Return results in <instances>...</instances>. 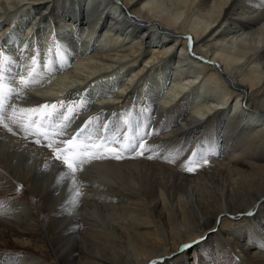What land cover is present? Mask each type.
Instances as JSON below:
<instances>
[{"label": "bare ground", "instance_id": "6f19581e", "mask_svg": "<svg viewBox=\"0 0 264 264\" xmlns=\"http://www.w3.org/2000/svg\"><path fill=\"white\" fill-rule=\"evenodd\" d=\"M163 1L0 0L5 38L27 21L29 30L45 22V39L56 27L50 22L67 32L81 23L82 43L97 47L86 58L89 72L70 74L85 77L34 87L28 106L83 95L91 103L72 128L97 115L120 124L131 111L159 155L86 166L73 208L72 184L57 183L66 169L44 149L0 134V264H264V0ZM173 67L174 76L188 72L150 100L142 87L156 84L155 74L161 84ZM119 76L125 83L109 99L89 97L92 85L103 91ZM206 83L220 88L219 101L189 102ZM197 146L209 149L208 163L182 170ZM177 151L176 163L165 161Z\"/></svg>", "mask_w": 264, "mask_h": 264}, {"label": "snow or ice", "instance_id": "6c2138e0", "mask_svg": "<svg viewBox=\"0 0 264 264\" xmlns=\"http://www.w3.org/2000/svg\"><path fill=\"white\" fill-rule=\"evenodd\" d=\"M187 39L191 51V38ZM23 51L20 49L21 53ZM67 55L60 45H56L55 60L50 55L41 59L39 51H36L28 63L21 65L0 48V131L12 136H16L18 132L23 133V139L32 137L34 144L47 148L52 154L51 159L58 161L62 169H66L61 171L57 183L65 179L70 181L72 187L69 189V202L73 208H77L83 195L81 188L84 186L77 177L79 173L86 171V166L97 160L120 161L129 157L151 160L159 158V155L146 140L153 133L145 131L146 124L133 121L131 111L124 114L120 124L102 122V118L97 115L88 117L69 131L91 103L83 95L78 94L75 99L65 96L58 101L28 106V93L47 75H54L63 69L67 65ZM148 111L147 107H142L141 116ZM208 151L209 149L200 151L198 146L179 166L184 171H196L201 163H208L205 158ZM179 155L178 151L170 152L164 159L168 163H176ZM5 214V202L0 201V216ZM195 243L199 241H193ZM193 244H184L181 250L191 248ZM3 264L17 262L9 258Z\"/></svg>", "mask_w": 264, "mask_h": 264}, {"label": "rangeland", "instance_id": "374dc122", "mask_svg": "<svg viewBox=\"0 0 264 264\" xmlns=\"http://www.w3.org/2000/svg\"><path fill=\"white\" fill-rule=\"evenodd\" d=\"M163 1V0H162ZM169 1V2H168ZM176 0H164L163 2L164 3H166L167 5L168 4H170L171 2H175ZM104 7V6H103ZM21 13H19L18 15H20ZM17 15V16H18ZM21 19V18H20ZM5 24H6V22H2L1 23V25H0V29H2L3 27H5ZM228 26L227 25H224L223 26V29H221L220 31H223L225 28H227ZM29 28L30 27H28V29H27V31L28 32H30L31 30H29ZM31 29V28H30ZM152 30H154V32L155 33H153V35H154V39H155V41L158 39L157 37H158V34L160 33L159 31H157V29L156 28H154V29H152ZM157 36V37H156ZM154 41V42H155ZM111 43V42H110ZM147 50L148 49H143L142 50V52H144V54H145V51L147 52ZM186 51H188V48H185L184 49V52H186ZM145 56V55H144ZM86 58H87V55H80V56H78L77 58H76V60H74L73 61V63H72V65H71V68H69V69H64L62 72H58V73H55L54 75H49L47 78H46V80H45V85L46 86H48L49 87V89H52L53 87H55L56 86V84L58 83V86H57V88H59V87H63L62 85H63V83L64 84H66L67 82H69V83H71V81L73 82V80H75L74 78H77V76H78V78H82V77H85L84 75H74V78H70V74H71V72L73 73V74H76V71L77 70H79V69H85V71L86 70H88V68H87V65H85L86 64V62H88V61H86ZM182 57H180V59H181ZM77 60H80L79 62L77 61ZM82 62V63H81ZM123 62H125V61H123ZM75 64H77V66L75 65ZM90 64H93V63H90ZM76 66V67H75ZM86 66V67H85ZM91 68V67H90ZM175 67H173L172 69H170L168 72H167V75H168V77L169 76H171V78H172V81H169L168 83L170 84L171 83V85H173V81L176 79V77H179L180 76V78L182 77V76H184V73L185 72H188V71H184V70H186V68H183L184 70L181 72V70H180V72L178 73L179 74V76L177 75V76H174V69ZM87 72H89V70L87 71ZM119 73H121V72H119ZM180 73H181V75H180ZM96 74H98V73H96ZM114 74H115V72H114ZM116 74H118V73H116ZM183 74V75H182ZM164 74H162L161 76H163ZM76 76V77H75ZM51 77V78H50ZM65 77V79L63 80V78ZM73 77V76H72ZM92 77V76H91ZM114 77V76H113ZM107 78H109V77H107ZM123 79V80H125V77H120L119 76V79ZM127 78V77H126ZM161 78V77H160ZM160 78H159V76L157 75V74H155L154 75V79H157L156 80V84H154L153 85V83H151V81H148L147 82V86H149V96H151L152 98H153V96L154 95H152L153 93V91H154V89H157L158 90V85L160 84L159 83V80H160ZM174 78V79H173ZM71 81H70V80ZM101 79H103V78H101ZM167 79V78H166ZM116 80H118V79H116ZM116 80H114V81H116ZM58 81V82H57ZM81 81V80H80ZM103 81V80H102ZM101 81V82H102ZM63 82V83H62ZM199 82V80H197V83ZM48 83V84H47ZM68 83V84H69ZM114 83L115 82H113V84L109 87V88H106V89H104L103 91H105V90H107V91H109V90H111V88H112V86L114 85ZM123 83H125V81H123ZM122 83V84H123ZM141 84H142V82H140ZM139 83V85H141ZM197 83H195V84H197ZM103 84V83H102ZM122 84H121V86H122ZM129 85H130V83L128 84V85H125V89L127 88V86L129 87ZM139 85H137L136 87H135V89H136V91H138V89L140 90V88H139ZM213 84H208V83H206L204 86H202V85H198V87H195L194 88V90L191 92V93H189L190 94V100H189V102H196V104H197V102L200 104V106H203L205 103H215V102H218L219 101V98H220V88L219 87H217L218 89H216L215 87H214V85L212 86ZM66 86V85H65ZM152 87H154V88H152ZM118 90H120V88L121 87H119V85H118ZM151 88V89H150ZM169 89V88H168ZM197 89V90H196ZM200 89V90H199ZM202 89V90H201ZM211 89V90H210ZM216 89V90H215ZM215 90V91H214ZM219 90V91H218ZM205 91V92H204ZM201 92V93H200ZM113 93H115V92H113ZM138 93H139V91H138ZM151 94V95H150ZM114 95V94H113ZM218 95V96H217ZM108 96V95H107ZM107 96H105V97H107ZM110 96H112V95H110ZM155 98H156V96H155ZM215 101V102H214ZM192 102V103H193ZM202 104V105H201ZM225 111V110H224ZM211 139V138H210Z\"/></svg>", "mask_w": 264, "mask_h": 264}]
</instances>
